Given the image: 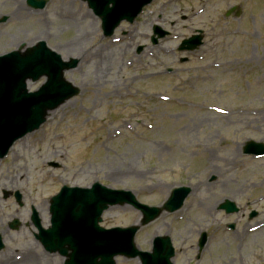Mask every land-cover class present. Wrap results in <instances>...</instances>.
<instances>
[{
	"label": "rangeland",
	"instance_id": "rangeland-1",
	"mask_svg": "<svg viewBox=\"0 0 264 264\" xmlns=\"http://www.w3.org/2000/svg\"><path fill=\"white\" fill-rule=\"evenodd\" d=\"M45 2L40 11L26 0H0V55L44 41L77 61L64 78L79 94L0 160V264H63L35 241L31 218L46 203L48 228L49 199L74 183L130 191L147 206H160L171 187L189 186L184 212L141 228L137 248L149 251L155 235L170 234L190 258L205 232L203 264H264V157L242 154L247 142L264 144V0H155L112 39L102 37L84 2ZM234 7L240 15L226 18ZM152 24L170 33L158 48L150 45ZM197 30L206 35L205 48L178 53L180 40ZM43 82H28L30 92ZM65 104L70 108L61 109ZM223 200L239 205V213L219 211ZM251 210L258 216L249 220ZM138 218L129 207H114L101 226L125 228Z\"/></svg>",
	"mask_w": 264,
	"mask_h": 264
},
{
	"label": "water",
	"instance_id": "water-1",
	"mask_svg": "<svg viewBox=\"0 0 264 264\" xmlns=\"http://www.w3.org/2000/svg\"><path fill=\"white\" fill-rule=\"evenodd\" d=\"M101 18L105 36H111L122 22L131 23L142 8L152 0H85ZM34 8L43 3L28 0ZM199 43V39H194ZM75 66V62L64 64L59 56L50 52L44 43L27 50L23 55L15 52L0 57V158L4 157L13 143L26 134L37 130L44 122L47 112L53 111L65 101L78 94V90L63 80V70ZM46 77L47 82L35 94H27L28 80L37 81ZM246 153L264 155V145L250 143ZM188 191H180L165 207L174 211L181 206ZM178 204L174 208L175 199ZM17 201L20 196L16 195ZM132 205L145 213L143 224L153 220L159 210H148L139 206L129 193L113 192L95 185L91 190H69L63 188L51 202V228L40 229L37 240L50 253L58 252L68 259L65 264H115L116 256L134 258L139 255L133 249L135 230L122 231L99 229L102 213L111 206ZM227 214L237 212L235 206L225 202L221 206ZM204 238V236H203ZM0 239V250L2 248ZM172 252L167 240H157L153 255H141L142 264H169Z\"/></svg>",
	"mask_w": 264,
	"mask_h": 264
},
{
	"label": "bare ground",
	"instance_id": "bare-ground-1",
	"mask_svg": "<svg viewBox=\"0 0 264 264\" xmlns=\"http://www.w3.org/2000/svg\"><path fill=\"white\" fill-rule=\"evenodd\" d=\"M65 6H68V3H66ZM64 17H67L68 19H70V17H68V16H64ZM88 18H89V15H83V16H82V19H83V20H84V19H88ZM34 42H35V40L31 41V43H34ZM31 43H30V44H31ZM70 45H72V46H70V47H71V48H70V52H76V49L78 48V43H75V41H73ZM52 50L55 51L56 53H58L56 49H52ZM28 88H29V85H28ZM69 108H70V105H69V104H65L64 106L61 107V109H69ZM59 110H60V109H59ZM57 113H58V111H57ZM54 114H55V111H54L53 113H51V115H49L48 117H51V116L54 115ZM19 142H20V141H19ZM19 142H18V143H19ZM206 172L209 174V173L211 172V169L208 168V169L206 170ZM61 183H66V181H65V182L61 181ZM73 185L76 186L77 183H74ZM45 206H46V203L41 202V203H40V206H38L37 209H36V211H38V210L40 209V213H39V211H38V216H39L40 223H41L42 226L47 225L46 218H45V216L42 215L43 212L45 211V210H44V207H45ZM180 212H184V209H182ZM13 217H16V215L11 214V215L9 216V218H13ZM23 220H24V219H23ZM30 257H31V256H29V258H30ZM24 258H25V257H24ZM25 260H26V258H25ZM31 263H32V262H31ZM24 264H25V262H24Z\"/></svg>",
	"mask_w": 264,
	"mask_h": 264
},
{
	"label": "flooded vegetation",
	"instance_id": "flooded-vegetation-1",
	"mask_svg": "<svg viewBox=\"0 0 264 264\" xmlns=\"http://www.w3.org/2000/svg\"><path fill=\"white\" fill-rule=\"evenodd\" d=\"M175 263L181 264V263H182V260L179 259V258H176V259H175Z\"/></svg>",
	"mask_w": 264,
	"mask_h": 264
}]
</instances>
